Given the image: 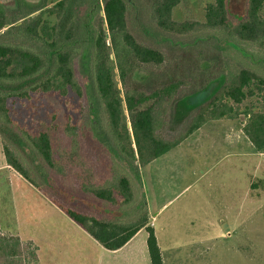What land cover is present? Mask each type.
Returning a JSON list of instances; mask_svg holds the SVG:
<instances>
[{
	"label": "rangeland",
	"instance_id": "1",
	"mask_svg": "<svg viewBox=\"0 0 264 264\" xmlns=\"http://www.w3.org/2000/svg\"><path fill=\"white\" fill-rule=\"evenodd\" d=\"M25 1L29 7L40 3V0ZM53 1L50 0L47 6H52ZM209 1L212 0H181L176 6V20L199 22L197 29L187 34L166 32L156 27L151 11L155 0H132L133 6L127 15L129 28L136 37L162 50L167 58L163 64H143L140 70L144 76L145 73L153 74L157 86L174 77L184 81L174 95L181 99L175 107L176 124L172 130L184 121L186 127L191 114L196 113V107L218 90L227 74L221 67L223 62L231 66L232 72L248 67L264 76V47L256 42L241 43L253 55L249 59L228 48L227 42L209 39L195 47L184 46L196 37L213 32L214 29L204 25L205 7ZM15 2L0 0L10 15L18 16L27 11L28 6L14 11ZM227 9L231 18L243 19L247 0H227ZM9 26L0 31V41L27 47L36 44L34 40L10 38L7 34ZM182 66H186L185 70H180ZM211 79L214 80L202 88ZM199 88L202 89L191 94ZM252 88L256 92L254 95L239 104L233 103L236 109L231 117L206 122L180 145L144 165L143 170L140 165L139 199L119 205L100 201L87 192L83 193V198L77 191L83 184H113L128 170L111 156L110 151H99L103 144L86 147L81 138V120L75 131H69L68 114L70 125L80 119L76 95L70 93L61 97L38 92L28 99L10 98L11 118L30 133H37L50 123L58 124L60 140L56 143V151L59 154L56 167L43 166L32 147L20 146L13 140L10 136L13 129L3 133L0 128V232L18 235L24 241L33 240L38 245L39 264H56L60 255L74 260L75 264H106L109 260L106 257L109 253L92 236L43 190L7 163L4 146L8 145L30 177L67 206L109 221L130 223L143 212L139 202L145 198L161 249L167 250L168 264H174L169 248L177 246L188 251L183 264H264V153L253 152L242 131L243 112L252 108L264 109L260 90L254 85ZM54 113L55 120L52 119ZM70 134L75 136L76 142L71 140ZM85 148L88 154L91 150L95 152L83 157L81 150ZM45 176L54 180V186H48ZM146 235L144 230L123 251L128 258L117 254L116 264H130L133 249L135 254L139 252L140 261L145 258V264H151Z\"/></svg>",
	"mask_w": 264,
	"mask_h": 264
},
{
	"label": "trees",
	"instance_id": "2",
	"mask_svg": "<svg viewBox=\"0 0 264 264\" xmlns=\"http://www.w3.org/2000/svg\"><path fill=\"white\" fill-rule=\"evenodd\" d=\"M180 1L155 0L151 11L156 27L179 34L197 29L199 22L174 18V10ZM49 2L40 0L38 5L29 7L25 0H16L14 11L28 6L27 11L18 16H11L9 10L0 4V31L10 25L7 30L10 38L36 42L33 46L36 48H33L0 41V128L3 133L13 129L10 136L17 144L32 147L39 154L43 166L56 167L59 154L56 143L60 140L58 124L50 123L37 133H30L11 118L8 101L10 98L28 99L32 93L38 92L61 97L70 93L76 95L80 119L70 125L71 116L68 114L69 131H75L81 120V138L86 147L103 144L99 151H110L111 156L121 161L128 170L113 184L81 185L82 188L77 189L80 197L84 198L83 193L87 192L100 201L114 205L137 202L140 196L137 185L141 184L140 165H146L176 147L205 122L231 117L236 109L233 103L239 104L256 93L253 85L260 90L259 95L264 101V76L248 67L232 72L231 66L223 62L221 67L227 74L221 86L207 101L196 107V113L191 114V121L186 127L184 121L172 130L176 124L175 107L181 99H176L174 95L184 81L174 77L157 86L153 74L145 73L144 76L140 70L143 64H163L167 58L162 50L141 42L130 30L127 15L133 6L132 0H55L52 6H47ZM263 12L264 0H247L246 16L240 20L233 19L228 13L227 0L209 1L205 7L204 25L214 29L213 32L196 37L184 46L195 47L209 39L227 42L228 48L249 59L252 54L241 43L251 41L264 47ZM20 19L23 20L16 23ZM185 67L179 68L183 70ZM202 88L195 89L191 94ZM243 114L244 135L257 151L264 152V109L252 108ZM52 119H56L55 113ZM94 128L98 130L94 131ZM71 137L76 142L75 136ZM62 139L65 140L64 137ZM69 150L72 151L71 148ZM4 152L9 165L43 190L106 248H120L145 227L151 263L164 264L154 227L148 224L145 198L139 202L143 212L136 221H109L65 205L30 177L8 145L4 146ZM81 152L83 157H88L95 151L91 150L88 154L85 148ZM44 179L49 187L54 186L52 178L45 176ZM38 263V245L33 240L24 241L18 235L0 232V264Z\"/></svg>",
	"mask_w": 264,
	"mask_h": 264
},
{
	"label": "crops",
	"instance_id": "3",
	"mask_svg": "<svg viewBox=\"0 0 264 264\" xmlns=\"http://www.w3.org/2000/svg\"><path fill=\"white\" fill-rule=\"evenodd\" d=\"M224 118H218V119H212V120H209V121H213V120H223ZM208 122V121H207ZM206 123V122H205ZM204 123V124H205ZM203 124V125H204ZM203 125H201L199 128H201ZM243 125V124H242ZM199 128H197V129H195L192 133H194L195 131H197ZM199 131V130H198ZM191 133V134H192ZM190 134V135H191ZM244 134V133H243ZM189 135V136H190ZM188 136V137H189ZM246 137V136H245ZM187 138V137H186ZM185 138V139H186ZM247 138V137H246ZM184 139V140H185ZM183 140V141H184ZM182 141V142H183ZM249 141V140H248ZM181 142V143H182ZM180 143V144H181ZM249 143L251 144V142L249 141ZM179 144V145H180ZM178 146V145H177ZM176 146V147H177ZM251 146H252V144H251ZM175 148V147H174ZM174 148H172V149H174ZM171 149V150H172ZM252 149H253V152H255V153H257V154H259V155H261V154H263L264 152H260V151H257L253 146H252ZM170 151V150H169ZM164 155V154H163ZM162 156V155H161ZM157 159V158H156ZM156 159H154V160H156ZM153 160V161H154ZM152 162V161H151ZM144 166V165H143ZM143 166H142V170H143ZM140 172H141V170H140ZM141 178H142V176H141ZM147 201V200H146ZM63 211V210H62ZM64 212V211H63ZM65 213V212H64ZM71 218V217H70ZM72 219V218H71ZM148 219H149V221H148V224H150V225H152L153 226V224H152V222H151V217H150V213L148 212ZM73 220V219H72ZM74 221V220H73ZM75 223H77L76 221H74ZM81 226V225H80ZM82 227V226H81ZM83 228V227H82ZM84 229V228H83ZM85 230V229H84ZM146 231L147 232V230L145 229V227H142L141 229H139L131 238H130V240H128L123 246H121L120 248H118V249H108V248H106L102 243H100L98 240H96L93 236V238L97 241V243L101 246V247H103L102 249H104V251H106L107 253H109V254H106V257H107V259H109L107 262H106V264H116V262H118L117 260H116V257H117V254H120V255H126L125 257H127L128 258V255L126 254V253H123V251L125 250V249H127V247L132 243V241L140 234V233H142L143 231ZM155 230V229H154ZM86 231V230H85ZM87 232V231H86ZM88 233V232H87ZM89 234V233H88ZM156 234V233H155ZM90 235V234H89ZM91 236V235H90ZM157 237V236H156ZM147 238H148V232H147V235H146V244H147ZM158 239V238H157ZM158 243H159V241H158ZM160 245V244H159ZM185 245H187V244H184L183 246H185ZM190 245V244H189ZM181 247V246H180ZM179 246H177L175 249H171V248H169V250H171V254H172V256L174 257V264H183V261H185L184 260V255H186L187 253H188V251L186 250H184V249H182L181 250V248H180ZM160 248H161V246H160ZM147 249H148V245H147ZM161 251H162V255H163V260H164V264H168V258H167V256H166V251L167 250H162L161 249ZM148 253H149V250H148ZM132 256H133V261L130 263V264H141V263H143V264H145V262H146V260H145V258H142V260L140 261V255H139V252L138 253H134V249L132 250ZM135 254V255H134ZM105 255V254H104ZM149 256H150V254H149ZM190 257V256H189ZM150 261H151V258H150ZM74 262V260H67L64 256H62V255H60L59 257H58V260H57V263L56 264H75V263H73ZM39 264V263H38ZM152 264V263H151Z\"/></svg>",
	"mask_w": 264,
	"mask_h": 264
},
{
	"label": "water",
	"instance_id": "4",
	"mask_svg": "<svg viewBox=\"0 0 264 264\" xmlns=\"http://www.w3.org/2000/svg\"><path fill=\"white\" fill-rule=\"evenodd\" d=\"M106 36H108V37H109V33H107V34H106Z\"/></svg>",
	"mask_w": 264,
	"mask_h": 264
}]
</instances>
